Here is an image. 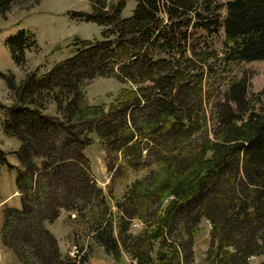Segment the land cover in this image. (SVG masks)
Segmentation results:
<instances>
[{
  "label": "trees",
  "instance_id": "trees-1",
  "mask_svg": "<svg viewBox=\"0 0 264 264\" xmlns=\"http://www.w3.org/2000/svg\"><path fill=\"white\" fill-rule=\"evenodd\" d=\"M29 1L0 0V15L38 2ZM87 1L92 13L71 17L102 27L101 41L77 42L71 58L44 76L28 73L18 85L0 74L16 98L0 104L2 130L20 143L22 167L21 209L7 213L5 248L20 264H86L85 255H61L45 228L64 209L88 216L93 240L107 253L126 252L137 264H193L189 250L201 220L211 225V264L264 256V88L248 97L244 79L232 82L211 124L203 90L221 67L264 61V0H133L126 19L124 0ZM32 42L25 31L7 39L19 67ZM96 78L130 88L105 111L82 92ZM50 99L55 115L46 113ZM91 134L105 152L107 195L83 153ZM145 168L148 176L120 183ZM132 219L144 223L134 235Z\"/></svg>",
  "mask_w": 264,
  "mask_h": 264
},
{
  "label": "rangeland",
  "instance_id": "rangeland-1",
  "mask_svg": "<svg viewBox=\"0 0 264 264\" xmlns=\"http://www.w3.org/2000/svg\"><path fill=\"white\" fill-rule=\"evenodd\" d=\"M34 0L29 1L32 2ZM122 0H107L118 3ZM125 7L122 11L123 18H129L135 8L133 0H124ZM91 14L92 9L87 0H38L37 4L28 9L12 8L5 17L0 15V74L12 75L18 85L28 73L36 71L39 76L48 74L58 63L71 58L79 41H101L103 28L95 23H87L73 19L72 13ZM19 31H25L32 36L31 48L25 50V63L19 67L13 60L6 46L9 37ZM34 43V44H33ZM218 49V47H216ZM219 73L205 80L203 90L206 94V113L208 123L214 113L216 102L222 97L228 86L244 79L247 86L248 97H252L264 88V61H255L221 67ZM127 83L118 82L113 78H96L82 85V92L90 106H101L105 111L124 89H129ZM16 98L8 88L5 80L0 77V104L12 106ZM46 113L56 114V104L48 100ZM2 112L0 111V151L4 160L0 158V264H20L11 250L5 248L1 231L4 228L9 211L21 209L20 196L16 188L17 174L22 169L16 155L20 143L14 138L7 137L2 130ZM92 142L84 148V156L88 159L90 174L98 187L107 195L110 184V175L107 171L104 155L99 138L91 134ZM38 161V160H37ZM150 168L126 174L120 181L124 186L132 184L135 179L149 175ZM35 179V176H34ZM119 185L114 190V195L119 198L124 186ZM111 213L117 209L114 201L108 199ZM116 217V216H115ZM91 220L81 219L74 212L60 210L59 217L49 223L45 228L56 238L61 255L67 254L79 260L82 255L87 257L86 264H137L129 254L120 252L118 256L107 253L90 233ZM144 227L140 220L130 221L129 233H139ZM211 225L206 220L198 224V235L193 238L191 245V260L193 264H211L214 259L215 245L210 237ZM185 238V237H184ZM183 238V239H184ZM158 246L154 247V251ZM264 256L250 258L249 264H261Z\"/></svg>",
  "mask_w": 264,
  "mask_h": 264
}]
</instances>
